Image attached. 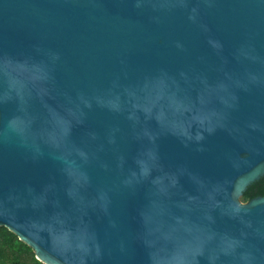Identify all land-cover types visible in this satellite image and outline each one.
<instances>
[{"label": "water", "instance_id": "obj_1", "mask_svg": "<svg viewBox=\"0 0 264 264\" xmlns=\"http://www.w3.org/2000/svg\"><path fill=\"white\" fill-rule=\"evenodd\" d=\"M264 0H0V228L43 264H264Z\"/></svg>", "mask_w": 264, "mask_h": 264}, {"label": "trees", "instance_id": "obj_2", "mask_svg": "<svg viewBox=\"0 0 264 264\" xmlns=\"http://www.w3.org/2000/svg\"><path fill=\"white\" fill-rule=\"evenodd\" d=\"M264 196V177L250 185L242 196V201ZM0 264H43L36 259L34 251L18 236L5 227L0 228Z\"/></svg>", "mask_w": 264, "mask_h": 264}]
</instances>
